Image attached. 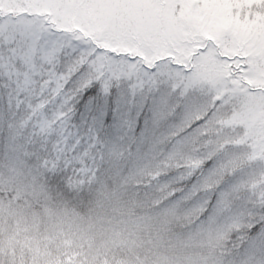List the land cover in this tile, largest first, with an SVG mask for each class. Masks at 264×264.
I'll use <instances>...</instances> for the list:
<instances>
[{
  "label": "snow or ice",
  "instance_id": "1",
  "mask_svg": "<svg viewBox=\"0 0 264 264\" xmlns=\"http://www.w3.org/2000/svg\"><path fill=\"white\" fill-rule=\"evenodd\" d=\"M0 264H264V0H0Z\"/></svg>",
  "mask_w": 264,
  "mask_h": 264
}]
</instances>
